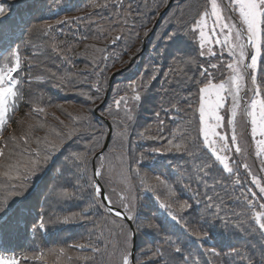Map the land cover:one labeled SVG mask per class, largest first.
<instances>
[{"label": "snow or ice", "instance_id": "6c2138e0", "mask_svg": "<svg viewBox=\"0 0 264 264\" xmlns=\"http://www.w3.org/2000/svg\"><path fill=\"white\" fill-rule=\"evenodd\" d=\"M123 6L124 0H119L118 7L123 8ZM61 10L63 9L55 6V2L49 6L50 12ZM10 11V7L0 0V18H4ZM134 12L132 4L129 3L123 11L125 24L128 23V18ZM231 13L236 14L238 24L231 22ZM173 16L175 27L171 32H166L159 37L165 41V48L158 55L164 57L167 48L175 45L176 54L172 57L174 63L199 68V77L185 74L186 80L198 88V92H190L188 97L191 100L194 96H198V108L195 109L198 112V127L192 128L194 122L190 119L183 135L177 136L176 133H173L172 138L167 139L163 151L161 148L154 147L150 152L154 156L173 150L186 154L192 160L196 181L202 182L206 191L201 194L198 189L193 190L190 183H186L184 187L193 192L196 203L193 205L189 200H181L177 190L164 177L163 173L155 174L154 182H149L147 178H141L139 195L133 191L129 196L125 194V190H122L118 195L120 207L124 211L117 210L115 216L130 221L135 225V228L117 220L112 221L110 235L123 237L122 240L118 239L114 244L115 264H130L129 246L136 235L143 234L146 229L155 230L157 234L161 232L160 226L143 211V209L150 208L153 200L158 204L160 211L200 243L210 238V232L204 230L203 227L190 228L189 225L192 222L185 218V214L193 210L194 207H199L201 203L204 205V212L198 223L207 220L214 223L216 220H220L225 228L231 225L241 232L252 234L259 231L264 237V202H261L258 205L259 210H256L255 200L250 199L247 194L242 192L238 199L246 204V210L233 211L232 217L236 218L233 222L231 217L221 214L227 210L223 207L224 201L215 192L216 186L224 185L223 174H227L228 178L235 177L232 180L234 186L241 184L236 167L237 161L235 156L230 153L243 155L247 152L248 149L244 147V144L247 143L249 135L247 128L249 126L251 140L255 145V154L257 157H264V0H192L191 3L186 0V3L179 8L178 14L174 13ZM72 19L79 21L84 17ZM67 22L58 20L56 25ZM56 25L51 23L34 24L32 28L44 35H49L56 31ZM125 38L123 35L116 36L111 41V46L114 47ZM185 41L195 42V47L191 52L183 46ZM215 45L220 46L222 52H227L229 60L226 63L219 58L215 62L210 59L217 55ZM57 47L54 44L53 50H56ZM95 52L103 53L105 49L96 48ZM193 52L199 57H209L207 64L198 63ZM104 59L107 60L109 57L105 56ZM93 60H96L95 56ZM22 64L23 59L18 47L11 49L8 56L5 57V62L0 64V136L8 122L6 113L8 112L9 98L19 99L23 95L21 88L23 81L18 79V74L22 71ZM225 70L227 74H225ZM170 71H174V69L170 68ZM217 72L220 73L219 76L216 75ZM52 75L56 76V73H52ZM64 79L62 77L61 82ZM155 79L156 76L152 75L146 81L141 80L139 83L132 81L124 89L123 95H119L120 89H114V94H116L113 101L114 109L110 105L105 111L112 118L113 139L115 143L120 144L121 149L124 148L130 127L135 123L134 113L141 106L142 100L147 96L151 87L152 80ZM94 87L96 86L94 85ZM82 94L92 99L88 93ZM36 102L32 101V103ZM191 107L192 105L189 103V108ZM172 109L180 110L177 104H171V108L162 107L161 110L168 112ZM44 112L43 107H33L25 116L31 120L34 119V113ZM69 115L71 124L66 126L68 129L66 133L58 131L46 122L35 120L34 123H27V128L19 136L11 134L0 141V193H4L3 199L0 200V214L8 211L9 197L25 196L30 190L29 181L38 178L47 171L59 155H64L63 166L74 182L69 183L66 179L62 184L54 183L50 188L49 195L57 203H60L69 200H83L85 198L83 193L88 192L89 204L81 211L72 212L63 217H53L46 216L42 210L39 218L32 225L33 231H47L49 225H68L75 222L91 221L92 215L100 208H105L108 212L112 211V208L108 206L112 203V196L100 183L101 180H104L105 183L111 182V177L105 179V174L109 169L105 166L107 156L102 150L95 153L98 157V165L93 169L89 168L93 158L90 153H94L95 149L100 146L99 137L94 134L84 145L83 151L71 149L69 144V141L82 129L86 131L91 126L92 118L86 114L73 116L69 113ZM155 115L159 124L158 134L148 138L163 140L164 137L160 133L164 131V121L159 119L160 111H157ZM60 123L63 124V121ZM242 126L245 131H239ZM37 130L46 131L43 136H37L35 135ZM138 135L144 137L145 133L140 132ZM144 157L145 154L142 153L141 158L136 161L138 166H147ZM121 161L123 162V155ZM261 164L264 165V160H261ZM240 166L245 169L249 167L246 163ZM89 171H91V176L88 175ZM261 171H264V167ZM137 175H139L138 172ZM217 175L220 178H217ZM121 179L126 182V177L123 175ZM209 180L212 182L209 183ZM252 183L256 184L259 195L264 196V183L259 182L254 175ZM161 189L166 193L164 198H161ZM207 190H211L214 194L209 195ZM113 192H115L114 188ZM255 195L256 193H252L253 197ZM48 198V196L45 197L46 200ZM97 198H99V202ZM138 200L145 202L139 203ZM104 201L108 203L105 204ZM184 240L182 232H175L164 237V242L173 248L174 253L182 255L180 264H189L191 254H184ZM71 247H76L81 252L91 250L93 253H98L100 251L91 240ZM59 251L62 254L64 249L61 248ZM208 251L220 255L215 249ZM154 255H162L161 249L157 248ZM224 255H230L233 258L239 257L240 260L251 264L250 258L244 256L239 249H231L230 253ZM260 255L264 260V252H261ZM83 259L87 264L92 257L85 256ZM26 260V256L18 258L14 255L0 253V264H24ZM169 264H177V261L173 259Z\"/></svg>", "mask_w": 264, "mask_h": 264}, {"label": "trees", "instance_id": "16d2710c", "mask_svg": "<svg viewBox=\"0 0 264 264\" xmlns=\"http://www.w3.org/2000/svg\"><path fill=\"white\" fill-rule=\"evenodd\" d=\"M109 26L110 25H108L106 27L109 28ZM110 28L113 29L116 27L111 26ZM106 40H107V37L104 38L103 36L97 35L96 37L92 38L91 44L86 45L84 47H78L79 51L77 50L76 46H71V51L77 55H80L82 57V59L85 58L86 66H88V69H84L86 72H84V73L78 72V73L71 75V82L73 83V86L74 85L78 86V82L88 81V82H90L96 86V87H94V86H92V87H94L96 89L98 88L100 90L106 84L108 77L110 75L109 72L113 71L116 67L118 68V67L124 66L125 62L128 60L129 55H126L127 57H125V58L122 57L121 61H112L110 59L109 62H107V63L105 62V67H102L100 65V59H101V56L103 53H97V52H95V49L96 48H102L103 49V44ZM135 49L136 48H134L133 51H135ZM94 56L96 57L95 61L93 60ZM81 90H82L81 99H83L84 97H87V96L83 95L82 93H88V95L93 94L91 89H87V87H82ZM122 93H123V91H122ZM69 105H70L69 102H66L65 105L60 108V111H62L63 114L64 113L67 114L70 112H73V113L78 112V110L76 108L78 105H76V104L71 105V106H69ZM20 116H21L23 123L26 122L25 111H22ZM65 118L67 119V121L71 122V118L69 116H65ZM15 129H17V126H15ZM41 131L42 130H37L36 134L41 132ZM193 135H195V132H193ZM119 146H120V144H119ZM91 155H93V153H91ZM90 174H91V171H89L88 175L90 176ZM89 191H90V189H89ZM84 193L87 194L88 192L86 191ZM87 206H88V204L86 205V207ZM81 209H82L81 206L77 208V210H79V211ZM56 212L58 214H60L61 216L63 215V212H61L60 210H56ZM45 258H48V253L45 255Z\"/></svg>", "mask_w": 264, "mask_h": 264}, {"label": "rangeland", "instance_id": "374dc122", "mask_svg": "<svg viewBox=\"0 0 264 264\" xmlns=\"http://www.w3.org/2000/svg\"><path fill=\"white\" fill-rule=\"evenodd\" d=\"M231 15H232V21H231V22L238 24L239 21H238V18L236 17V14H235V13H231ZM234 19H236L238 22H235ZM220 50H221V48H220ZM248 95H251V93H248ZM245 99H247V97H245ZM65 116H68V114H66V113L63 114L62 111H59V110H58V111H56V113H54V114H52V113H48V114L46 115V118H45L42 122H46V124L51 125V126L55 127L56 129H59V127H60V125H61L60 121L67 120V119L65 118ZM57 118H58V119H57ZM30 122H31V123H34L33 120L30 121ZM26 128H27V125H26L24 128L21 129V132L19 131V134H21ZM14 130H15V129H14ZM45 131H46V130H42L41 132L37 133L36 135H37V136H43V135L45 134ZM239 131H245V128L242 126V127L239 129ZM247 132L249 133V135L247 136V143L244 144V147H246L248 150H247V152L244 153L243 155H240V158H241V160H242L244 163H246V164H251V163L253 162V159H252V155L249 153V150H250L251 148H253L254 151H255V145H254V143H253L252 140H251V136H250V126L247 128ZM229 135H230V133H229ZM242 143H243V142H242ZM259 182H260V181H259ZM115 197H117L118 200H119V195H116ZM263 197H264V196H263Z\"/></svg>", "mask_w": 264, "mask_h": 264}]
</instances>
